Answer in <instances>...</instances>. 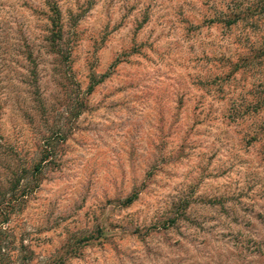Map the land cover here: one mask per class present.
Returning a JSON list of instances; mask_svg holds the SVG:
<instances>
[{
	"label": "rangeland",
	"instance_id": "374dc122",
	"mask_svg": "<svg viewBox=\"0 0 264 264\" xmlns=\"http://www.w3.org/2000/svg\"><path fill=\"white\" fill-rule=\"evenodd\" d=\"M263 50L264 0H0V186L49 151L34 257L264 264Z\"/></svg>",
	"mask_w": 264,
	"mask_h": 264
},
{
	"label": "trees",
	"instance_id": "16d2710c",
	"mask_svg": "<svg viewBox=\"0 0 264 264\" xmlns=\"http://www.w3.org/2000/svg\"><path fill=\"white\" fill-rule=\"evenodd\" d=\"M50 12L51 13L48 16L50 27L47 41L50 45V49L58 52L57 41L61 36V23L59 21L58 9L54 3L50 6ZM236 18V14L231 13L230 16H226L224 22L230 24L234 22ZM259 54L263 55L264 50L260 51ZM259 54L257 53L256 56H259ZM251 58L249 59L251 60ZM239 59L243 63L247 58L239 56ZM90 89L91 86L89 85L87 87V92L90 91ZM262 101H264V98ZM79 106L83 107V104L79 103ZM48 155V149L42 148L40 150V156L32 165L29 174L30 177L26 180L27 182L20 183L19 180L22 178V175L17 174L15 176L13 175V177H10L6 181V186H0V264H61L62 262V259L59 257L36 259V257H34L35 254L30 247V243L25 238V231L21 230L15 221L27 194L39 182L40 167L42 164H45ZM130 199L131 197H127L125 202H129ZM78 240L74 241V243H77ZM74 248H70L69 252L74 254Z\"/></svg>",
	"mask_w": 264,
	"mask_h": 264
}]
</instances>
